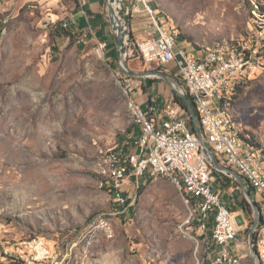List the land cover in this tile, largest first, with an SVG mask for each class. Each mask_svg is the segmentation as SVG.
I'll return each instance as SVG.
<instances>
[{
	"label": "rangeland",
	"instance_id": "374dc122",
	"mask_svg": "<svg viewBox=\"0 0 264 264\" xmlns=\"http://www.w3.org/2000/svg\"><path fill=\"white\" fill-rule=\"evenodd\" d=\"M85 1L44 0L0 11V264H30L22 243L36 237L52 252L37 264H214L215 253L211 258L197 234L205 232L193 230L184 195L169 178L140 179L145 188L139 193V182L133 184L129 210H113L119 205L101 185L105 156L129 136L131 117L109 1L103 5L109 34L106 27L93 30V22L76 29ZM117 1L129 68L167 74L169 81L149 78L169 90L177 79L147 64L137 49L142 37L155 35L146 3L189 49L253 50L254 67L230 113L264 148V0ZM65 21L74 37L56 35ZM95 31L116 59L98 53ZM104 220L111 232L102 228Z\"/></svg>",
	"mask_w": 264,
	"mask_h": 264
},
{
	"label": "built area",
	"instance_id": "2783aa9c",
	"mask_svg": "<svg viewBox=\"0 0 264 264\" xmlns=\"http://www.w3.org/2000/svg\"><path fill=\"white\" fill-rule=\"evenodd\" d=\"M146 5L155 24V35L137 43L140 54L147 64H173L176 67L175 71L172 68L166 71L177 79L174 86L192 96L198 109L197 118L202 136L197 132L190 112L183 111L174 97L168 99L164 106L158 100L144 107L136 98L142 77L128 75L121 70L136 100L138 116L135 125L140 126V151L128 155L131 142L129 136H126L123 143L108 150L105 156L108 161L117 160L123 166L121 185H109L119 196V206L113 210H129L132 203L130 191L140 177L158 167L174 168L176 175H180L184 184L189 185L190 194H198L202 202V211H195L196 220L193 225L211 229V246L215 244L213 253H216L224 244L233 245L238 226L232 208L222 201L213 187L212 178L216 169L203 150V139L224 165L250 175L253 185L257 187V196L264 201V161L253 158L246 150V145L236 143L233 132H227L224 118L215 106L217 93L230 79L228 70L249 75L254 62L245 53H242V61H234V54L190 51L186 45L179 44L178 33L156 17L154 10ZM62 25L66 29L71 27L68 21ZM97 47L98 53L108 59V42L97 39ZM110 222H102L105 232H111ZM255 236V248L260 257H264V230L255 232ZM22 245L27 248L30 264L35 263L43 254H48L46 243L24 241ZM231 260L232 256L226 255L220 264L231 263Z\"/></svg>",
	"mask_w": 264,
	"mask_h": 264
},
{
	"label": "bare ground",
	"instance_id": "6f19581e",
	"mask_svg": "<svg viewBox=\"0 0 264 264\" xmlns=\"http://www.w3.org/2000/svg\"><path fill=\"white\" fill-rule=\"evenodd\" d=\"M110 4L113 5L116 9H118L119 3L117 0H110ZM174 32L177 33L176 30H174ZM190 51H197L198 53H206L208 51L209 53L234 54V61H242V53H243L236 49H224L222 47H207L200 50L190 49ZM123 61H124V55L122 57V62ZM121 73L123 75L121 78L122 89H123L122 91L124 92L126 99L128 101L127 103L131 117V128H130L131 131L129 133L130 134L129 136L130 138H132V142L129 144V146H134V148L131 147L128 150V155H135L140 151V137L136 136L138 132V128L140 130V126L135 125V118L138 116V109L136 108V100L134 99V93L131 92V86L129 83L125 82L124 74L123 72ZM228 77L230 79L224 83L223 87H221V89L217 93V97L215 99V106L218 109L219 114L224 118V125L227 127V132H233V139H235L236 143L246 145V150L249 151L250 155L253 158L264 161V153L262 152V150L250 145L245 139L242 138L241 134L243 131L241 127L235 124L230 113L231 112L230 110L233 107L232 100L237 90L236 88L241 83V81L246 80L249 77V75L236 74V70H228ZM106 161H107L106 180L103 181L101 185L102 186L106 185V187L112 193L113 199L119 205V196L116 194V192H114L112 186L109 185L112 183L113 185H121V179L123 176V166L119 162H117V160L108 161V157L106 158ZM236 171L246 180L248 186L251 187L254 190L255 194L257 195V187L253 185V179L250 178V175H246L245 171H241V170H236ZM146 176H148L153 180L158 179L161 176L167 177L170 180H172L174 183H176L181 189L182 194L184 195V198L188 204V209L190 211V221L192 222L193 230L195 228H198L199 230L205 233L209 232V236L211 237V229H202V227L199 225H193L194 221L196 220L195 211H202V202L201 200L198 199V194H190L189 185L184 184L180 175H176V170L174 168L158 167V169L153 170L152 172L148 173ZM259 225L257 226L255 232H261L264 230V224L259 223ZM238 240H239V235L237 232V236H234V241L238 242ZM26 241L29 243H36V241L38 243H46L43 239L37 237ZM47 250H48V254H43L35 261V263H31V264L45 262L47 259H49L52 256V252L51 249L48 247V245H47ZM226 255L232 256V260L231 263H225V264H242L243 256L242 254L239 253L238 249L232 244L222 245V248L219 249V252L215 254L213 263L220 264V262H224ZM25 259L29 262V254H27ZM260 259H261V263L264 264V257H260Z\"/></svg>",
	"mask_w": 264,
	"mask_h": 264
},
{
	"label": "crops",
	"instance_id": "0c3cea01",
	"mask_svg": "<svg viewBox=\"0 0 264 264\" xmlns=\"http://www.w3.org/2000/svg\"><path fill=\"white\" fill-rule=\"evenodd\" d=\"M41 1H44V0H0V11L9 7L11 4L21 5V4H27V3H31V2H41ZM80 2H81V0H79V3ZM103 5H104V0H88L86 5L84 6V10L86 11V15L85 16L80 15L79 17H77V19L75 21V23L77 25L76 29L83 31L84 29L88 28L89 25L91 26V24H92V23L90 24L89 19H92V22L95 23L92 25L93 30L94 29L100 30V28H104V27H106V29L108 30L106 21H105L104 16H103ZM87 13L89 14V16L87 15ZM83 17L87 18V20L89 22L88 24L85 23V20H83ZM132 26H133L132 27L133 31H135L134 32V35H135L136 30H137L136 24L132 23ZM95 34H96L98 39L106 40V38L104 36H101V37L99 36V32L96 33V31H95ZM108 34H109V30H108ZM144 39H147V38L142 37V40H144ZM183 43L184 42L179 43V44H183ZM107 58H108V60L116 59V58H111L108 56H107ZM144 79H145V85L142 86L143 91L141 93H140V89H138L136 91V98L138 99V101H140L142 103V105L144 107L147 108L151 102L158 101V100L161 102V105L164 106L168 99L174 97V93L172 92V90L167 89L166 86L163 85L162 83H159L156 80L151 82L152 79L149 77H144ZM153 88L159 89L158 94H155L152 92ZM170 91L173 94L170 93ZM139 134L140 133L138 130L136 136H139ZM125 139H126V136H125ZM125 139H124V141H125ZM124 141H122V143ZM221 164L224 165L223 161ZM146 177L149 178L148 176H143L140 179H143V182H144V180H146L145 179ZM140 179H139V184H140ZM212 183H213L214 189L219 193L222 201L232 208L236 223H237V218L235 216L234 210H236V213H240L243 216L245 222L241 225L237 223V226H238L237 232L239 235V240H238V242L234 241L233 246H235L238 249L239 253L242 254V256H243L242 264H247L245 260H247L248 257L250 258V264H254L253 259L251 257V248H250V239H251L250 233H251V229H252V225H250L251 215H249L244 210V207H243L244 200H245V198L247 199V197H246V194H245L242 186L235 180L234 177H231L228 173H226L224 171H220L218 169H216L214 174H213ZM254 198L256 199L257 202H259L261 204L262 214H264V201H262L260 199V197H258L256 194H255ZM197 234H198V237L202 239L203 243L205 245H207V248L209 249L208 253L212 256L211 258H213V251L215 249V244L212 246L209 245L211 243L210 236H208L206 233H202V232H197ZM236 243H238V244H236Z\"/></svg>",
	"mask_w": 264,
	"mask_h": 264
},
{
	"label": "water",
	"instance_id": "95a60500",
	"mask_svg": "<svg viewBox=\"0 0 264 264\" xmlns=\"http://www.w3.org/2000/svg\"><path fill=\"white\" fill-rule=\"evenodd\" d=\"M109 1V8L110 11L113 15L112 20H114V29H115V40L117 42L118 46V58L121 61V70L125 72L128 75L132 76H139V77H151L152 75H161L163 78L167 81H169L168 75L164 74L162 72H156V71H145V72H137L134 70H131L127 64V55H128V49H127V33H126V28L124 26V23L122 21V17L124 15V10L123 11H118L113 5L110 4ZM117 23V24H116ZM117 25V26H116ZM124 55V61L122 62V57ZM174 90L176 93L181 96L188 108V111L193 117L194 124L196 126L197 132L201 135L200 129H199V123H198V118L196 115V110L191 102V100L188 98L187 94L182 92L178 87L174 86L173 83H171ZM202 136V135H201ZM203 139V138H202ZM203 150L205 154L207 155V158L213 165L215 169H218L220 171H224L234 177L236 181L242 186L246 197L248 201L251 203L253 209H254V222L252 225L251 233H250V248H251V257L253 259L254 264H262L260 256L258 254V251L255 248V231L257 226L260 223L261 216H262V208L260 205L257 203L256 199L254 198L252 191L250 190V187L248 186L246 180L235 170L230 167H227L225 165H222L216 155L212 152V150L209 148L205 140L203 139Z\"/></svg>",
	"mask_w": 264,
	"mask_h": 264
},
{
	"label": "trees",
	"instance_id": "16d2710c",
	"mask_svg": "<svg viewBox=\"0 0 264 264\" xmlns=\"http://www.w3.org/2000/svg\"><path fill=\"white\" fill-rule=\"evenodd\" d=\"M87 15L89 16V14L87 13ZM90 20V23L92 22V20L91 19H89ZM2 31V28H0V32ZM55 32H56V35L57 36H73L74 37V34L72 33V32H67L66 30H65V28L64 27H61V26H58L55 30H54ZM178 33V32H177ZM131 34H132V38H134V32H131ZM178 35H179V33H178ZM112 37L113 38H115L113 35H112ZM137 49H138V47H137ZM138 51H139V49H138ZM242 52V51H241ZM139 53H140V51H139ZM243 53H245L247 56H251L252 55V53H253V50H245ZM257 55H260V56H263L262 54H257ZM140 56H141V54H140ZM141 58H142V56H141ZM143 59V58H142ZM144 61V60H143ZM162 69L163 68H165V70L168 68V66H164V65H159ZM173 70L175 71L176 70V67H174L173 68ZM167 72V71H166ZM152 81H154V80H151V82ZM245 80H243V81H241V83L237 86V90H236V92H235V94H234V96H233V100H232V102L234 103L239 97H240V95L242 94V92H243V82H244ZM173 91V90H172ZM173 93H174V98H175V101L179 104V105H181V107H182V109H183V111H185V112H188V108H187V106H186V104H185V102H184V100H183V98L181 97V96H179L177 93H175L174 91H173ZM187 96H188V98L191 100V102H192V104H193V106H194V108H195V110H196V115L197 116H199V113H198V109H197V106H196V104L194 103V101H193V98H192V96L190 95V94H187ZM232 103V104H233ZM130 129H129V132L128 133H130ZM130 135V134H129ZM241 136H242V138L243 139H245L250 145H252V146H254V147H256V148H258V149H260V150H262V152L264 153V148L262 147V145L255 139V136L254 135H251L250 134V132H247V131H243L242 132V134H241ZM134 148V146H129L128 147V150L130 149V148ZM218 160H219V162H221L222 163V160H221V158L218 156ZM140 185V184H139ZM145 188V184L143 183V184H141L140 185V187H139V193H141L142 191H143V189ZM250 190L252 191V194H253V196H255V192H253L254 190L250 187ZM259 205H260V207L262 208V206H261V204L259 203V202H257ZM243 207H244V210L249 214V215H252L253 214V207H252V205H251V203L245 198V200H244V205H243ZM260 223H262V224H264V214H262V216H261V220H260ZM260 226V225H259ZM255 240H256V236H255ZM255 240H254V242H255Z\"/></svg>",
	"mask_w": 264,
	"mask_h": 264
}]
</instances>
